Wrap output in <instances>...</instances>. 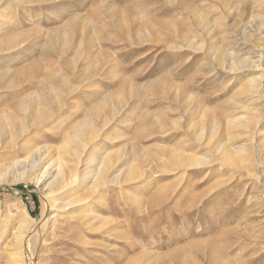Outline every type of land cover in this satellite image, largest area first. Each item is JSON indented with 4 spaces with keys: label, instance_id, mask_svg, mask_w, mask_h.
I'll return each instance as SVG.
<instances>
[{
    "label": "rangeland",
    "instance_id": "rangeland-1",
    "mask_svg": "<svg viewBox=\"0 0 264 264\" xmlns=\"http://www.w3.org/2000/svg\"><path fill=\"white\" fill-rule=\"evenodd\" d=\"M7 123L80 174L47 197L1 139L0 264L44 214L30 264H264V0H0Z\"/></svg>",
    "mask_w": 264,
    "mask_h": 264
},
{
    "label": "bare ground",
    "instance_id": "bare-ground-1",
    "mask_svg": "<svg viewBox=\"0 0 264 264\" xmlns=\"http://www.w3.org/2000/svg\"><path fill=\"white\" fill-rule=\"evenodd\" d=\"M51 94H53V92ZM45 95L46 94H44L43 96H45ZM49 95H50V93L48 94V96ZM48 96H46V97H48ZM38 99H40V98H38ZM44 99H46V98H44ZM47 100L51 101L52 98L51 99L48 98ZM36 102H37V100L35 101V103ZM42 103H44V101ZM62 104H63V102H62ZM31 105H32V102H31ZM31 105H29V107ZM35 107H37V106H35ZM54 108H56V107H54ZM58 109H59V106H58ZM58 109H56V110H58ZM39 111H41V108H39L36 111L39 114L38 115L36 114V116L34 115V118L31 119V121L33 122L31 124L40 123L42 121V120H40V118L44 114H46L45 118L48 116L47 112L44 113V111H43V114H42ZM2 117H4V119H7L5 115H2ZM85 121L86 120H84L83 122H85ZM28 124L29 123H27V125ZM11 125L12 124H10V123L0 124V149L2 148V140L1 139L4 138L10 147H11V143L13 142L12 143L13 144L12 147L14 148V150L16 148L18 150L26 151V153H25L26 156L23 157V159L25 158L23 161H21V159L20 160L19 159H15V161L12 160L8 164V167L12 166V165H15V164H21L22 163V165H21V170H22L21 173L22 174H28L29 180L33 181L35 183V185H38L41 181H44L45 178L48 177L47 180H49V181L47 183H44V186H45L44 188L46 190H45V192H43L44 195L47 196V197L48 196L51 197L54 192H56L58 190H61V189L65 188L66 186H68V185H70V184H72V183L77 181V179L79 178L80 171H77L76 167L71 168L70 166H68V162L63 160V158H61L60 156L51 155V156H49L48 159H44L45 155H48V153L50 154V152L48 151V147H41V146H38L37 144H34V145L30 146V145H27V143H26L27 146H25V145H22V143L20 144L19 142H17L18 140L16 141V139H18V137L20 138L23 134H25L28 131V129L30 128L31 125L29 127H26L24 125H21V126H18V127H14L13 131H10L8 134L6 133V131L4 132V129L8 128V127H11ZM73 135H75V134H73ZM95 135H97V134H91L90 136H88L89 138L86 139V141L83 142V144H81L80 147L82 149H84V147L86 145H88L87 141L92 140L91 138L92 137L94 138ZM69 153L71 155H73V160L74 161L76 160V164L82 162V160L79 157L80 153H77V151H75V152L69 151ZM109 159H110L109 156L107 158L105 157L103 160L101 159V163H100L99 168L92 175L93 176V180H92V184H91L92 186L91 187H96V185L101 184L102 182H104L103 180H100V174H101L102 171H104V169H106L105 160H109ZM113 163H115V162H113ZM200 163H203V162H199L198 161V162H194L192 164H200ZM80 165H82V164H80ZM34 171H36L37 173L31 177V174H33L31 172H34ZM83 174L87 175L89 173L88 172H83ZM106 181H110V180H108V178H107ZM112 181H115V179L112 180ZM75 201L82 202V199H76ZM71 203H74V201H71ZM64 205H66V204H59V203L57 204V203H55V200L52 198L50 201H47L46 209H45V206H44V210H47V207H50V206H52V208L54 207L56 209L57 208L59 209L60 207L61 208L64 207ZM45 215L46 214H44V216L42 217V219L40 220L39 223L43 224L47 220V218H45ZM30 219H32V217H30L29 219H24L23 221H19L18 225L14 229V232L12 233L13 234V236H12V243L13 244H11V245H14L15 248L11 250V253H10L9 257L11 258L13 264H30V260H31V257H32V253H31V249H30V246H31L30 242H31V240L36 239L37 234H38L37 233L38 232V226H39V223L37 225L31 226L32 222H31ZM33 242H35V241H33ZM32 247H33V245H32Z\"/></svg>",
    "mask_w": 264,
    "mask_h": 264
}]
</instances>
